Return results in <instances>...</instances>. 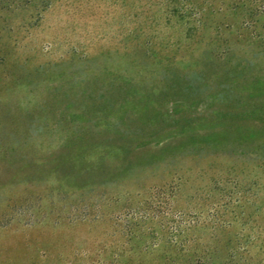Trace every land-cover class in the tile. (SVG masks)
<instances>
[{"label": "rangeland", "instance_id": "1", "mask_svg": "<svg viewBox=\"0 0 264 264\" xmlns=\"http://www.w3.org/2000/svg\"><path fill=\"white\" fill-rule=\"evenodd\" d=\"M0 264H264V0H0Z\"/></svg>", "mask_w": 264, "mask_h": 264}, {"label": "trees", "instance_id": "2", "mask_svg": "<svg viewBox=\"0 0 264 264\" xmlns=\"http://www.w3.org/2000/svg\"><path fill=\"white\" fill-rule=\"evenodd\" d=\"M168 215H169V212L168 211H166L163 214L164 217H167ZM183 227L184 226H183V223L182 222H179V221H176V220L171 221V225H170V235L175 239L184 230Z\"/></svg>", "mask_w": 264, "mask_h": 264}]
</instances>
